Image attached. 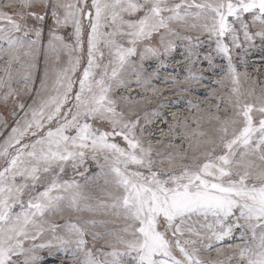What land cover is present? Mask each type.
I'll list each match as a JSON object with an SVG mask.
<instances>
[{
  "label": "snow or ice",
  "instance_id": "obj_1",
  "mask_svg": "<svg viewBox=\"0 0 264 264\" xmlns=\"http://www.w3.org/2000/svg\"><path fill=\"white\" fill-rule=\"evenodd\" d=\"M254 52L264 0H0V264H264Z\"/></svg>",
  "mask_w": 264,
  "mask_h": 264
},
{
  "label": "rangeland",
  "instance_id": "obj_2",
  "mask_svg": "<svg viewBox=\"0 0 264 264\" xmlns=\"http://www.w3.org/2000/svg\"><path fill=\"white\" fill-rule=\"evenodd\" d=\"M261 56H264V53L260 52H254L250 55L248 60V66L246 70L252 75V76H258L261 81H264V61L261 60ZM259 69V71H256ZM245 70L244 68H241V71ZM166 71L171 72L173 71L171 67V62H169V67L166 69ZM177 72H179V69H177ZM2 74V73H0ZM38 86V83H37ZM161 87H165V85H160ZM212 87H215V85H212ZM165 95L168 96L169 94L165 92ZM196 95L203 99L206 96V92L203 89H199L196 92ZM169 99L174 101L171 105L168 103H165L164 107L160 109V116L161 118L166 117L168 124H171L173 122L172 120V113H176L177 117L179 118L181 114H187L186 108H187V101L186 100H180L178 102H175L176 98L174 96H170ZM30 102V101H29ZM215 103V101H213ZM12 108V102L9 101L7 107H5L2 103H0V116H3L4 119H7L8 121L12 120V117L9 115V110ZM168 124H165L161 122V120L156 121V129H162L164 132L163 140L164 144L161 145V147H165L169 140L171 139L167 133H168ZM3 130V129H0ZM10 130V129H9ZM4 134H7L8 130H3ZM179 131V130H178ZM155 137L156 139H161V133L160 131H155ZM173 143L180 145L181 147H186V142H181L179 139H176L175 141H172ZM91 167L94 168V165H91ZM71 174V173H70ZM41 255H45V253H41ZM214 255V254H213ZM47 264H55L54 261L48 260Z\"/></svg>",
  "mask_w": 264,
  "mask_h": 264
}]
</instances>
